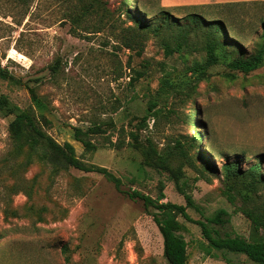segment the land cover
<instances>
[{"label": "rangeland", "instance_id": "rangeland-1", "mask_svg": "<svg viewBox=\"0 0 264 264\" xmlns=\"http://www.w3.org/2000/svg\"><path fill=\"white\" fill-rule=\"evenodd\" d=\"M122 1L0 0V68L13 77L0 79V96L16 112L32 107L27 88H33L46 105L49 123L42 122V130L58 145H70L85 164L106 168L120 180L115 188L100 174L38 162L17 150L9 132L13 115L0 112V264H167L153 221L158 212L127 194L156 199L162 185L161 202L184 206L175 183L142 164L137 150L116 152L92 136L97 149L86 152L72 137L75 129L83 134L108 119L130 130L160 81H178L185 64L204 63L210 32L193 26L184 28V38L176 28L155 32L162 11L222 21L218 41L225 58L217 59L211 75L196 82L183 101L168 99L165 114L139 134L159 150L178 151L180 142L185 155L176 161L183 175L178 186L198 208L187 207L192 220L205 221L224 209L229 223L220 231L249 240L256 233L248 214L264 219V162L261 180L250 173L264 156V67L234 79L223 76L229 60L252 52L264 24V2L181 6L167 0ZM132 15L150 24L140 56L121 42L133 34ZM85 30L99 32L85 35ZM166 45L174 48L171 55L165 54ZM55 62L58 71L52 75ZM133 70H145V76L131 82ZM190 139L193 147L186 150ZM217 153L226 154L227 163L237 161L239 175L225 172ZM179 221L186 264H254L241 254L208 250L199 226Z\"/></svg>", "mask_w": 264, "mask_h": 264}, {"label": "trees", "instance_id": "trees-1", "mask_svg": "<svg viewBox=\"0 0 264 264\" xmlns=\"http://www.w3.org/2000/svg\"><path fill=\"white\" fill-rule=\"evenodd\" d=\"M122 1V0H121ZM124 5V2L122 1ZM79 17H83L84 12H78ZM78 18V21L80 20ZM131 19L135 23V27H131L133 34L130 37L122 38L121 42L126 49L135 51L137 56L141 55L142 43L144 40V32L150 28L144 16L138 17L132 15ZM154 21V19H152ZM151 21V24H152ZM153 30L159 32L162 28H176L180 37L184 38L187 33L184 28L193 26L194 28L204 27L209 31V40L204 47L205 61L199 63L194 61L192 64L184 65V76L175 82H170L168 79H163L159 82L158 87L146 96L144 114L140 117L135 116V124L128 131L124 126L117 125L113 119L102 120L89 126L85 133L75 129L73 132V140L79 142L86 152H92L97 149V146L90 140L92 136H99L102 139V145L116 152L123 149L137 150L142 156V164L151 168L157 173H165L170 181H173L184 197L185 205H177L168 201L161 202L164 198L159 186V195L156 199L143 195L138 192L128 193L130 199H138L142 202L145 208H152L158 212L153 216V221L158 228L162 238L163 257L167 264H186L187 262V244L181 235L183 224L179 221L182 218L186 222L196 224L200 228L203 239L207 242L208 250L226 251L235 254L246 256L254 264H264V219L248 214L252 221L253 229L255 230V238L244 239L239 236H230L222 233L220 230L229 223L228 213L224 209L218 210L213 217L206 218L205 221L192 220L188 213L187 207L198 209L192 200V197L178 186L179 179L183 176L181 165L176 161L180 155H185L181 150V144L176 141V148L168 147L161 150L157 149L155 144L148 138L140 136V131L148 128V122L165 114V104L168 99H179L183 101V97L196 82L206 79L210 74L209 70L217 65V59L225 58L223 55L224 46L218 39L223 33V23L220 20H205L198 14H187L183 18H177L166 11H162L159 21ZM78 23V22H76ZM79 24V23H78ZM85 35L97 33L99 31H84ZM258 38L254 43L252 52L248 56L240 55V57L229 60L226 65L227 71L223 76L234 79L238 74L248 75L260 67H264V24L262 30L257 34ZM86 37V36H85ZM178 50H181V45H178ZM174 48L165 46V54L171 55ZM58 62L50 66L52 75L57 74ZM144 68V67H143ZM135 77L131 82L145 76V70H133ZM0 79L12 80L13 77L5 68H0ZM32 107L24 110H16L9 108L7 98L0 96V112L5 115H13V119L9 124V132L15 143L17 150H25L36 157L38 162L45 164H57L64 169H74L85 173H97L104 176L111 182L115 188L120 186V180L116 178L106 168L87 165L81 161L74 153L70 145H58L45 131L42 130V122L48 124L44 112L46 105L35 94L33 88H27ZM164 109V110H163ZM173 113V108L166 110ZM198 136V135H197ZM114 137V139H113ZM200 137V135H199ZM186 150L193 147V142L186 145ZM217 158L225 161L223 170L233 175H239L240 169L237 161L228 162V156L224 153H217ZM264 156L260 155L255 161V165L251 167L250 173L253 176L259 175ZM217 226L216 228L210 227ZM65 251V248H63Z\"/></svg>", "mask_w": 264, "mask_h": 264}, {"label": "crops", "instance_id": "crops-1", "mask_svg": "<svg viewBox=\"0 0 264 264\" xmlns=\"http://www.w3.org/2000/svg\"><path fill=\"white\" fill-rule=\"evenodd\" d=\"M264 2V0H167L168 4H178L181 6H190V5H203V4H239L245 2Z\"/></svg>", "mask_w": 264, "mask_h": 264}]
</instances>
